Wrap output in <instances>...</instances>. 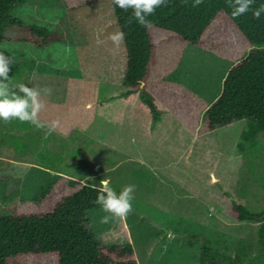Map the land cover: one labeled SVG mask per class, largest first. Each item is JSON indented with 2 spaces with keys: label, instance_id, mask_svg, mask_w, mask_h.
I'll use <instances>...</instances> for the list:
<instances>
[{
  "label": "rangeland",
  "instance_id": "obj_1",
  "mask_svg": "<svg viewBox=\"0 0 264 264\" xmlns=\"http://www.w3.org/2000/svg\"><path fill=\"white\" fill-rule=\"evenodd\" d=\"M11 14L61 36L40 49L13 41L10 29L0 44V52L14 58L11 85L51 88L39 118L60 125L45 139L46 128L0 120V213L27 208L21 202L30 199L36 179L39 186L44 182L39 155L45 154L49 178L98 188L107 178L117 193L135 186L133 210L125 218L101 223L110 215L102 208L88 210L86 218L103 244L129 243L138 264H200L202 244L218 253V264H228L240 247L247 248V257L256 254L259 223L238 222L224 208L235 202L264 211V134L253 145L243 142L246 123L239 121L199 136L169 111L151 120L135 102L125 101L126 51L123 43L117 47L106 39L119 30L109 0L76 7L27 0ZM153 36L160 46L163 35ZM230 64L189 45L170 79L210 103ZM13 185L18 190H9Z\"/></svg>",
  "mask_w": 264,
  "mask_h": 264
},
{
  "label": "trees",
  "instance_id": "obj_2",
  "mask_svg": "<svg viewBox=\"0 0 264 264\" xmlns=\"http://www.w3.org/2000/svg\"><path fill=\"white\" fill-rule=\"evenodd\" d=\"M26 1L0 0V44L7 40L5 32L10 29L13 41L35 48L59 41L56 30L12 16ZM84 1L61 0L66 7ZM109 2L119 31L124 33L125 101L135 102L151 120L162 109L169 111L184 129L199 136L239 121L246 123L240 134L243 142L253 145L256 136L264 134V13L259 19L251 11L234 19L228 0H203L197 7L192 6L194 0H167L166 6L147 17L150 26L146 28L134 19L129 23L131 9L124 11ZM262 4L264 0H254L252 7ZM155 32L163 35L160 46L154 40ZM189 45L231 63L210 103L170 79ZM26 127L21 122V128ZM44 155H39L44 182L39 186L40 178L36 179L39 188L21 202L27 208L0 213V264H138L129 243L105 245L90 228L86 212L101 208L95 202L99 188L64 176H51V180L44 169ZM13 189L18 190L16 185L9 190ZM224 210L238 222L259 223L255 256H245L247 248L240 247L228 264H264V211L252 212L235 202ZM217 256L211 246L202 244L200 264H218ZM244 258H248L246 263Z\"/></svg>",
  "mask_w": 264,
  "mask_h": 264
},
{
  "label": "clouds",
  "instance_id": "obj_3",
  "mask_svg": "<svg viewBox=\"0 0 264 264\" xmlns=\"http://www.w3.org/2000/svg\"><path fill=\"white\" fill-rule=\"evenodd\" d=\"M112 3L124 11L132 10L129 23L134 19L138 24L147 28L150 26L147 17L153 15L158 7L166 6L167 0H112ZM202 3L203 0H194L192 6L197 7ZM253 3L254 0H228V5L232 9V17L235 19L251 11L252 17L259 19L261 13H264V4L253 8ZM106 39L118 47L123 43L124 33L116 30L109 33ZM97 43H102V41L98 40ZM13 61V57L5 56L0 52V120L10 122L15 119L30 123L37 129L46 128L44 138L47 139L60 125L58 119L46 124L39 118L40 112L45 108L42 97L51 95L52 89L49 87L38 89L23 83L13 87L8 75ZM99 185L95 202L105 213L110 214L102 217L101 223L107 224L113 217L125 218L132 212L134 185L124 186L119 193L110 186V179L102 178Z\"/></svg>",
  "mask_w": 264,
  "mask_h": 264
}]
</instances>
